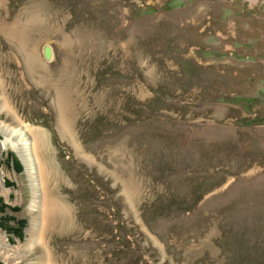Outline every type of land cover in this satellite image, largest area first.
Returning <instances> with one entry per match:
<instances>
[{
    "label": "rangeland",
    "instance_id": "obj_1",
    "mask_svg": "<svg viewBox=\"0 0 264 264\" xmlns=\"http://www.w3.org/2000/svg\"><path fill=\"white\" fill-rule=\"evenodd\" d=\"M1 100L69 210L54 264H264V0H0ZM22 165L1 150L0 264L42 253Z\"/></svg>",
    "mask_w": 264,
    "mask_h": 264
},
{
    "label": "bare ground",
    "instance_id": "obj_2",
    "mask_svg": "<svg viewBox=\"0 0 264 264\" xmlns=\"http://www.w3.org/2000/svg\"><path fill=\"white\" fill-rule=\"evenodd\" d=\"M64 43L68 45L70 40L65 37ZM24 56L29 68L37 62V58L32 53H26ZM7 106V101L1 100L0 111L9 109ZM59 125L62 135L67 136L70 128L64 118L61 117ZM18 126L12 127L3 124L0 126V134L3 137L0 141V151L6 149L14 151L24 166L27 178H29L32 199L28 212H37L26 239V248L27 250H33L35 246L42 248L38 261L31 264H54L52 251L49 245L44 243V233L52 218L58 215L66 216L69 214V210L66 205L53 200L46 194L45 180L48 176L38 155V149L44 143L43 137L23 123H19Z\"/></svg>",
    "mask_w": 264,
    "mask_h": 264
},
{
    "label": "trees",
    "instance_id": "obj_3",
    "mask_svg": "<svg viewBox=\"0 0 264 264\" xmlns=\"http://www.w3.org/2000/svg\"><path fill=\"white\" fill-rule=\"evenodd\" d=\"M15 164H16V166H19V165H20L18 162H16ZM20 168H21V167L19 166V169H20Z\"/></svg>",
    "mask_w": 264,
    "mask_h": 264
},
{
    "label": "water",
    "instance_id": "obj_4",
    "mask_svg": "<svg viewBox=\"0 0 264 264\" xmlns=\"http://www.w3.org/2000/svg\"><path fill=\"white\" fill-rule=\"evenodd\" d=\"M0 136H1V134H0ZM1 152V151H0Z\"/></svg>",
    "mask_w": 264,
    "mask_h": 264
}]
</instances>
